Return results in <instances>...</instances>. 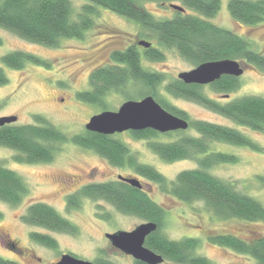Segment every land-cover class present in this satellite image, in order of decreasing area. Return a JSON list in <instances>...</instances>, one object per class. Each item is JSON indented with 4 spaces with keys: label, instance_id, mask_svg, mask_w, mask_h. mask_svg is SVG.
Wrapping results in <instances>:
<instances>
[{
    "label": "trees",
    "instance_id": "trees-1",
    "mask_svg": "<svg viewBox=\"0 0 264 264\" xmlns=\"http://www.w3.org/2000/svg\"><path fill=\"white\" fill-rule=\"evenodd\" d=\"M74 14L70 0H0V28L31 43L56 47L63 39H81L93 25L94 7H102L127 20L138 23L141 29L153 34L157 47L136 44L110 55L111 63L97 68L89 75V90L76 93V99L84 104L106 109L105 97L109 93L124 95L126 100L151 96L167 112L188 121L186 131L160 134L151 129L129 131L135 140L145 141L148 148L160 160L171 163L190 160L197 168L179 172L174 179L165 178L153 167L139 163L128 146L114 136L83 131L68 137L41 115L33 116V123L0 127V147L17 153L14 161L23 164L51 163L59 148L66 142L93 152L115 168H128L135 175L156 184L163 194L184 203L202 202L212 217L220 220L264 222V206L257 200L240 193L232 183L224 182L210 174V169L220 164H235L237 157L220 151H211L213 143H225L258 151V146L240 131L201 120H188L184 111L171 105L158 89L165 78L150 72L142 65V59L163 60L158 46L174 49L179 56L194 67L213 61H242L264 74V54L254 50L249 41L236 33L219 27L205 18L213 17L220 7L219 0H85ZM141 1L162 5L177 1L184 9L175 11L169 19H156ZM171 4H169L170 7ZM228 12L233 20L255 26L264 22V0H229ZM192 10L197 15L187 13ZM74 15V18H73ZM1 44V39H0ZM2 65L22 70L27 64H48L39 57L20 51L10 52L0 58ZM8 79L0 68V86ZM139 89L138 95H129L128 87ZM240 86L239 79L222 76L208 85L214 93L229 96ZM204 86L184 84L173 79L164 85L165 94L195 103L217 115L231 120L240 127L264 131V98L243 96L220 103L207 96ZM137 100V99H135ZM192 131L194 134H189ZM176 134L174 141H160L161 136ZM254 180L264 187V173ZM28 194L22 177L6 168L0 161V201L12 207L20 204ZM102 200L122 215L155 223L157 228L144 241V246L163 258V264H211L196 254L200 240L183 238L171 240L161 231L166 211L142 189L125 182L109 181L91 183L67 197L68 208L77 207L80 199ZM2 214L0 213V218ZM21 220L30 226L53 232L72 233L73 227L53 208L44 203L31 204ZM30 239L49 249L56 248V241L48 235L30 233ZM207 242L249 256L255 264H264V237L250 242L230 234L207 237ZM11 249L14 244L11 243ZM94 264H116L100 254ZM0 264H19L0 257ZM134 264H144L134 261Z\"/></svg>",
    "mask_w": 264,
    "mask_h": 264
},
{
    "label": "rangeland",
    "instance_id": "rangeland-1",
    "mask_svg": "<svg viewBox=\"0 0 264 264\" xmlns=\"http://www.w3.org/2000/svg\"><path fill=\"white\" fill-rule=\"evenodd\" d=\"M77 13L85 0H70ZM220 7L211 18H205L214 25L236 33L249 41L251 47L264 54V22L249 26L233 20L228 12L229 0H219ZM140 4L156 19H169L174 10L169 4L181 6L177 1L164 5L157 2L141 1ZM92 27L81 39H63L56 47H47L28 42L0 28V58L10 52L20 51L39 57L48 64V68L27 64L22 70H13L0 62L8 82L0 86V117H16V125L33 123V116L46 118L68 137L85 131L90 117L103 111H117L126 100L124 95L109 93L105 97L106 109L84 104L76 99V93L89 90V75L97 68L111 63L110 55L114 51H123L139 41L157 47L153 34L140 28L138 23L122 18L102 7H94ZM187 13L197 15L192 10ZM74 18V15H73ZM163 54L161 61L142 59V65L150 72L164 76L165 81L158 91L171 105L184 111L188 120H201L234 128L254 142L259 150L234 146L225 143H213L211 151L233 154L235 164H220L210 169V174L224 182L232 183L235 189L264 206V187L254 177L264 173V131L249 130L240 127L231 120L215 114L195 103L173 98L164 93L166 83L177 79L181 72L195 68L183 60L171 48L158 46ZM245 68L238 77L239 88L229 96L214 93L205 85L204 93L220 103L243 96L264 98V74L242 61ZM138 86H129V95L140 93ZM143 98V97H142ZM140 100L132 98L130 100ZM194 134L192 131H187ZM178 136H161L160 141H174ZM128 146L137 161L149 165L165 178L172 180L184 170L197 168L195 162L181 160L167 163L160 160L148 148L145 141L135 140L129 132L114 135ZM17 153L0 147V161L4 166L18 173L25 181L28 194L20 204L12 207L0 201V257L19 264H53L62 254H70L78 259L92 262L100 255L116 264H134V260L114 249L105 238L106 234L118 231H131L146 223L139 218L125 216L102 200L81 198L77 207L68 208L67 197L89 183L108 182L118 177L135 178L147 195L166 211L162 233L171 240L195 238L200 240L196 254L208 259L211 264H255L245 255L207 242V237L218 234H230L250 242L264 237V222H244L240 220H220L211 216L202 202L184 203L163 194L156 184L137 175L128 168H115L93 152L83 150L66 142L51 163L23 164L14 161ZM44 203L53 208L73 227L72 233L53 232L40 227L25 224L21 217L33 203ZM36 232L48 235L56 241V248L49 249L33 242L29 235ZM6 236V237H5ZM14 244L11 249L10 244ZM164 264H170L165 262Z\"/></svg>",
    "mask_w": 264,
    "mask_h": 264
},
{
    "label": "water",
    "instance_id": "water-1",
    "mask_svg": "<svg viewBox=\"0 0 264 264\" xmlns=\"http://www.w3.org/2000/svg\"><path fill=\"white\" fill-rule=\"evenodd\" d=\"M175 11L183 12L180 6L170 5ZM137 45L149 48L150 43L139 41ZM245 68L235 60H220L202 63L190 71L181 72L177 79L184 84L209 85L222 76L240 77ZM13 116L0 117V127L16 122ZM188 121L177 117L163 109L151 96H145L140 100L125 101L117 111H103L90 117L85 129L102 135H113L125 131L154 130L160 134L186 131ZM119 180L131 187L142 189V184L135 178L118 177ZM155 223L146 222L136 226L131 231H118L106 234L105 238L110 245L124 255L132 257L135 261L144 264H162L163 258L144 246L145 238L155 231ZM53 264H93L92 262L75 258L70 254H63Z\"/></svg>",
    "mask_w": 264,
    "mask_h": 264
},
{
    "label": "flooded vegetation",
    "instance_id": "flooded-vegetation-1",
    "mask_svg": "<svg viewBox=\"0 0 264 264\" xmlns=\"http://www.w3.org/2000/svg\"><path fill=\"white\" fill-rule=\"evenodd\" d=\"M183 119V118H182ZM185 120V119H184ZM187 121V120H186ZM86 130V129H85ZM87 131V130H86ZM125 132H129V131H125ZM176 132V131H175ZM124 133V132H123ZM171 133V132H170ZM118 134H121V133H117V134H113V135H110V136H114V135H118ZM165 134H167V133H165ZM115 181V180H114ZM117 181H121V180H119V179H117ZM109 182V181H108ZM121 182H123V181H121ZM98 183H103V182H98ZM89 184H91V183H89ZM127 184V183H126ZM87 185V184H86ZM78 191V190H77ZM76 191V192H77ZM75 192V193H76ZM59 233H61V232H59ZM6 237V236H5ZM63 255V254H62ZM73 256V255H72ZM75 257V256H74ZM130 257V256H129ZM60 258V257H59ZM76 258V257H75ZM132 258V257H131ZM133 259V258H132ZM59 260V259H58ZM134 260V259H133ZM12 261V260H11ZM135 261V260H134ZM57 262V261H56ZM94 264V263H93ZM163 264V263H162Z\"/></svg>",
    "mask_w": 264,
    "mask_h": 264
}]
</instances>
